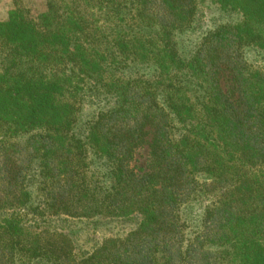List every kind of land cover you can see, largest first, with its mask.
Here are the masks:
<instances>
[{
	"label": "trees",
	"instance_id": "16d2710c",
	"mask_svg": "<svg viewBox=\"0 0 264 264\" xmlns=\"http://www.w3.org/2000/svg\"><path fill=\"white\" fill-rule=\"evenodd\" d=\"M11 4L0 264H264V0Z\"/></svg>",
	"mask_w": 264,
	"mask_h": 264
},
{
	"label": "rangeland",
	"instance_id": "374dc122",
	"mask_svg": "<svg viewBox=\"0 0 264 264\" xmlns=\"http://www.w3.org/2000/svg\"><path fill=\"white\" fill-rule=\"evenodd\" d=\"M36 6H40L39 1L35 2ZM12 4L11 0H0V16L7 15V12L11 10ZM210 8L208 4L205 3L200 4V13H199V23L204 28L207 27L209 24V16H210ZM247 58L250 62L255 63L256 65L262 67L264 69V57H262L260 54H258L256 51H248ZM94 107L92 105L91 109Z\"/></svg>",
	"mask_w": 264,
	"mask_h": 264
}]
</instances>
